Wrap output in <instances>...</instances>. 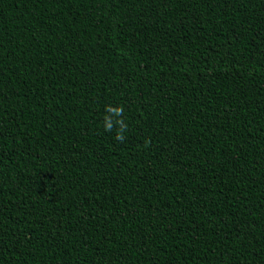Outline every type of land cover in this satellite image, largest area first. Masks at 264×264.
Instances as JSON below:
<instances>
[{
	"label": "trees",
	"instance_id": "trees-1",
	"mask_svg": "<svg viewBox=\"0 0 264 264\" xmlns=\"http://www.w3.org/2000/svg\"><path fill=\"white\" fill-rule=\"evenodd\" d=\"M0 264H264V0H0Z\"/></svg>",
	"mask_w": 264,
	"mask_h": 264
}]
</instances>
